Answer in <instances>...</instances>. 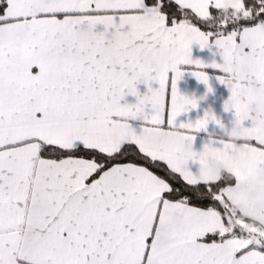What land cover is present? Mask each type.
I'll return each mask as SVG.
<instances>
[{
    "label": "snow or ice",
    "instance_id": "snow-or-ice-1",
    "mask_svg": "<svg viewBox=\"0 0 264 264\" xmlns=\"http://www.w3.org/2000/svg\"><path fill=\"white\" fill-rule=\"evenodd\" d=\"M0 264H264V0H0Z\"/></svg>",
    "mask_w": 264,
    "mask_h": 264
},
{
    "label": "crops",
    "instance_id": "crops-1",
    "mask_svg": "<svg viewBox=\"0 0 264 264\" xmlns=\"http://www.w3.org/2000/svg\"><path fill=\"white\" fill-rule=\"evenodd\" d=\"M194 58H203L208 59L209 54L206 51H200L197 47H194L193 50ZM212 87L214 89L213 94H208L205 99L200 101L199 108L192 110L190 113L182 115L180 119L182 120H196L200 116L203 115L204 111L211 108L216 112L218 116L221 117L223 123L228 126L230 121L232 120L231 113L225 112L223 110V103L227 99L229 92L227 88L221 84H219L214 79L211 81ZM178 87L182 93L195 96L197 98L205 96L206 88L203 83L198 82L195 77L191 76L189 73H185L184 77L178 83ZM221 132L220 128L215 125H210L207 129V132H201L198 134L196 139V145L199 147L201 142L208 138V135L211 134L213 136L219 135ZM250 184V181H245L241 185V189L243 190L245 187Z\"/></svg>",
    "mask_w": 264,
    "mask_h": 264
}]
</instances>
